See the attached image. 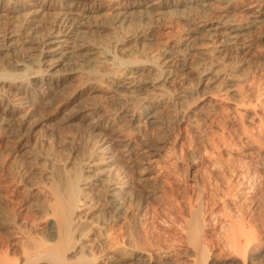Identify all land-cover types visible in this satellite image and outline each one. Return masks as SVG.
<instances>
[{
	"label": "bare ground",
	"instance_id": "bare-ground-1",
	"mask_svg": "<svg viewBox=\"0 0 264 264\" xmlns=\"http://www.w3.org/2000/svg\"><path fill=\"white\" fill-rule=\"evenodd\" d=\"M258 54L264 0H0V264H264V112L225 106L250 116L233 143L248 151L217 164L222 186L192 177L171 224L144 177L183 123L221 116L211 94ZM77 125L84 147L39 151L41 129Z\"/></svg>",
	"mask_w": 264,
	"mask_h": 264
},
{
	"label": "rangeland",
	"instance_id": "rangeland-1",
	"mask_svg": "<svg viewBox=\"0 0 264 264\" xmlns=\"http://www.w3.org/2000/svg\"><path fill=\"white\" fill-rule=\"evenodd\" d=\"M260 61L261 60H259V54H258V57L256 56L254 59L243 63L241 69L239 71H237V73H236L237 79H240V80L238 81V83H236V85L239 84L240 86L239 85H237V86L239 88L242 86L241 87L242 89L237 88L236 85L234 86V88H232L233 86H229L230 84L223 82L224 84L222 83L223 85L221 84L222 86H220L221 90L218 93H216L217 91L214 89H216L217 83H215V85H214V83H211L208 80H205L204 83H206L207 85L212 87V91H214L216 93V95L215 94H211V95H213L224 108L222 113H221V116L220 115L218 116L219 119L216 118L214 120V122L213 121L211 122L209 120L204 121V119H200L198 121L200 123L197 122L198 125L195 124V126H192L194 124L191 123L192 125L190 124L186 128H183L184 126H186L185 125L186 123H183L180 131L175 132L174 135H172L168 139L167 146L165 148L167 155L164 158H161L159 160H151L150 161V169H149L150 171L148 170V172H145L144 177L145 176L148 177L146 180L148 185H150L152 188L154 187L156 190L158 189L157 190L158 193L156 194L157 196L154 200L156 202H154V204H153V207L154 208L156 207L155 209L157 210V211L156 210L154 211L155 213L153 212L154 216H156V215L158 216V217L156 216V218L162 217V219H163V217H164L165 218L164 220H166L168 224L170 222H173V221H171L172 219H174V218L178 219V217H180L178 215H181V213H180L181 209L179 211L177 209H175V208H177L175 203L179 202V200L181 199L180 202L181 203L184 202L183 204H185L186 203L185 199L187 200L186 197H188V195H190V193L193 190L197 189L196 186H191L189 184V183L193 184L192 183L193 181L191 180L192 177L197 179L201 183H202V181H205L206 183L208 182L207 184L210 185L211 187H214L215 183H218V182H219L218 184H220L222 186L223 185V180H222L223 176H222L221 170L219 168H218L219 170H216L217 164H219L221 162L222 165H227V164L230 165L232 163V160H233L232 156H236L238 153L248 151V145L245 146V144H244L241 148V147H236L235 145H233V143L235 142V144L239 145L240 142L244 143L246 141L245 136L243 137V133H244L243 130L246 131V129H243V126L241 124H243L245 122L247 125L251 126L252 120L249 119L250 116H247V117L243 118V120L245 119L244 121H241V119H239V117L235 116V115L232 116V118H234V119L236 118L234 120L230 117L231 116L230 111H227L228 109L226 107L229 106V104L230 105L238 104L239 107L249 111L248 112L249 114H251V112H253L254 110L258 111L259 113L261 112L260 114H262V112H264V66ZM179 82H180L179 83L180 87H181V89L183 88V90L184 89L188 90L190 88L192 89L196 85V83L188 77L185 79H184V77H180ZM225 87H226V89H225ZM231 88H232V90H231ZM235 90H237L239 93ZM235 92H237V93H235ZM231 93L232 94L233 93L238 94V95L233 96ZM258 102H260V103H258ZM170 107L172 110V106H170ZM168 111H170V110H168ZM172 111H170V113H172ZM166 112L167 111L165 109H163V110H161V113H159V121L162 122L161 123L162 126L165 123V121L168 119L167 114L169 112L168 113H166ZM227 112L229 113V115L227 114ZM168 115H170V114H168ZM246 120L247 121L251 120V121L247 122ZM261 123H263V124H258V122H257L259 127L261 125L262 126L264 125V118L263 117H262ZM257 124L255 123L252 125L253 127H252L251 131L258 133V131L260 129L258 126H255ZM161 125H159V127H157L155 125V128H151L148 136H151V135L155 136L154 133H157L158 131L161 130V128H160ZM76 127L79 130H77L75 127H73L74 129H72V128H68L66 130L64 129L65 131L63 129L62 130L59 129V131H57L55 129H53L52 131H50L48 129L47 130L41 129V132H39L40 137L38 136V138H37L38 140L36 141L39 151L41 153H44L48 157V159L51 160V157L53 158V153H56V152L61 153V151L66 153L68 151L67 149L71 146V143L76 148L84 147V145L87 142V136L84 133L85 131H83L84 128H82V126H79V128H78V125ZM42 131H44V132H42ZM49 131H50V133H49ZM50 134H53V135H50ZM158 135H160V134H158ZM175 136H178L179 138L177 137V139H176ZM175 139H176V142H175ZM231 143H232V145L230 146ZM51 144L53 145L54 149L51 148L52 147ZM214 145H216V146H214ZM232 146H234L236 148H234ZM230 147H232L233 149ZM174 148H176L175 151H172ZM230 149H232V151ZM235 149H237L238 151ZM171 151L174 153L176 152L177 154L176 155L174 153L172 154ZM179 153H180V155H179ZM8 155L9 154H6V157H8ZM207 158H209L212 161H215L216 163L212 162V161H210L208 163L206 160ZM216 160L217 161L220 160V161L217 162ZM230 161H231V163H230ZM211 163L215 164L214 168H211V166H213V164H211ZM14 164L16 166L18 164V161L14 162ZM180 166H182V167H180ZM191 166H193V168L190 169ZM179 167H180V169L184 168V170L186 171V174H182L179 176ZM213 169H214V171H213ZM139 171L144 172L145 170H142V169L139 170L138 169V173L141 175L143 172H139ZM167 180H169L171 182H169ZM217 180H218V182H217ZM173 198L176 200H174ZM177 199H178V201H177ZM173 200H174V202H173ZM158 203H159V205H157ZM170 204L171 205L174 204L173 206L175 208L172 207ZM169 208H170V210H169ZM172 227L169 228L168 231L166 230L167 231L165 233L166 235H164L166 237V238L164 237L165 239H168V240L170 239L169 242H168V240L166 241L167 243L171 242V240L173 239L172 234L175 233L173 230L174 227L173 228ZM167 234L170 235V237ZM174 236H175V234H174ZM186 248H183V249H186L188 253L182 252L183 250H181V249H180L181 252L179 253V256H181L182 259H184V260L186 257H189L188 254L191 253L190 249L188 247H186ZM180 262H181V260H180Z\"/></svg>",
	"mask_w": 264,
	"mask_h": 264
}]
</instances>
